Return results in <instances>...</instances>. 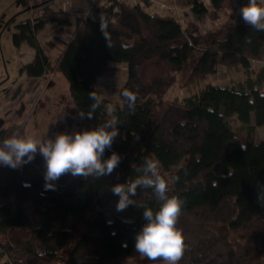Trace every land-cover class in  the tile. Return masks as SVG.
<instances>
[{
    "label": "trees",
    "instance_id": "trees-1",
    "mask_svg": "<svg viewBox=\"0 0 264 264\" xmlns=\"http://www.w3.org/2000/svg\"><path fill=\"white\" fill-rule=\"evenodd\" d=\"M185 1L193 15L215 16L225 0ZM94 2L113 16L103 19L111 47L100 30V18L78 17L52 63L38 32L48 21L62 28L71 25L75 9L48 4L17 23L13 41L36 49L21 72L40 77L56 70L67 77L75 106L85 113L77 132L112 120L98 78L110 63L126 64L127 79L114 106L118 135L102 157L115 152L121 162L101 178L65 174L54 182V190L44 187L46 167L39 153L17 169L0 165V264H122L127 256L140 255L135 236L146 223L143 207L129 206L113 219L102 210L87 221L83 218L113 180L114 185L133 180L146 158H156L165 169L186 159L173 172L168 193L184 201L177 227L187 247L179 264H264V140L254 135L255 126L264 124V90L249 76L247 84L205 82L193 94L162 101L181 72L187 85L206 80L221 64L249 70L251 59H264V32L239 15L205 34L172 12L150 10L152 0ZM241 2L246 6L249 0ZM125 90L137 96L134 114L122 96ZM93 92L100 106L88 119ZM233 116L247 126V135L232 125ZM73 127L72 114L63 112L55 133L72 134ZM146 128L143 147L133 150L136 134ZM13 134L27 135L25 124L0 126V141ZM111 188L108 197L118 203ZM134 199L154 212L162 203L151 189H138Z\"/></svg>",
    "mask_w": 264,
    "mask_h": 264
},
{
    "label": "rangeland",
    "instance_id": "rangeland-1",
    "mask_svg": "<svg viewBox=\"0 0 264 264\" xmlns=\"http://www.w3.org/2000/svg\"><path fill=\"white\" fill-rule=\"evenodd\" d=\"M74 0H58L47 1L54 9H65L66 5ZM83 7L87 8L94 0H75ZM133 3L134 0H128ZM153 5L149 7L150 10H159L162 12H169L162 6L165 0H152ZM18 0H0V96L8 91L10 86H13L20 77V67L22 64V54L19 48L13 41V32L16 30V25L26 16L38 15L37 11L40 5L39 0H33L35 5L32 11L31 7L27 9H20ZM185 5V0H180ZM87 6V7H86ZM71 9H75L71 13L72 24L62 28L57 21H48L47 27L44 31L38 32V38L42 46L49 54L52 63H55V58L65 47V44L70 39L77 23V18L82 17L80 11L76 12L77 6L73 4ZM243 7L241 0H225L221 11L215 16L203 14L201 16L191 15L188 11L183 12V24L188 21L196 24L199 29L207 34L215 27L221 26L229 20H234L236 15L241 16L240 9ZM84 8V9H85ZM185 8V7H184ZM69 9V10H71ZM68 10V9H67ZM28 57L29 55H24ZM149 72L154 71L153 65H148ZM54 72L53 76L49 79L48 83L46 78L41 77L33 79L29 84L30 87L23 85L18 87L13 94V99H9L10 105L3 104L0 110V126L17 123L19 125L25 124V132L27 135L36 138H51L55 139V123L63 112H69L74 119V127L72 134L78 131L81 123L85 120L81 118L80 111L76 108L75 103L71 97L70 85L67 77L59 71L51 70ZM127 66L126 64L110 63L108 70L101 74L98 78V84L102 88L103 96L106 99V108L109 105L115 106L119 102V91L121 86L127 79ZM183 75V76H182ZM251 76L256 85L264 90V59L253 58L251 59V68L247 70L244 66L226 67L222 64L219 65L218 71L211 74L206 80H201L197 83H186L183 72L178 74L175 83L169 88L162 101L170 100L176 96L185 97L198 91L205 82H212L215 84L238 86L239 84H247L248 77ZM26 84V83H25ZM30 89V90H27ZM3 97V95H2ZM1 97V98H2ZM4 97H8L5 94ZM11 107V112L6 111ZM111 119L115 118L114 113H109ZM232 125L238 132L243 135L248 134L247 126L240 121L236 116L231 118ZM254 123V120L252 121ZM148 128L143 132L136 134L133 150L143 147V141L146 138ZM255 138L264 140V124L255 126ZM132 153V152H131ZM153 160L158 161L156 158ZM129 163L130 160H127ZM159 162V161H158ZM186 162V159L182 163ZM174 165L169 169H165L159 163V170L169 183L173 172L181 165ZM117 180H113L111 184L106 187L97 197L96 202L85 217L87 221L95 211H104L109 219H113L116 211V202L109 199L108 190L114 185ZM21 224V222H19ZM0 240L4 237L0 235ZM122 264H163L162 261L151 262L146 257L141 255L127 256L123 259Z\"/></svg>",
    "mask_w": 264,
    "mask_h": 264
},
{
    "label": "clouds",
    "instance_id": "clouds-1",
    "mask_svg": "<svg viewBox=\"0 0 264 264\" xmlns=\"http://www.w3.org/2000/svg\"><path fill=\"white\" fill-rule=\"evenodd\" d=\"M246 24L256 31L264 32V0H249L240 9ZM100 30L110 44L108 24L100 19ZM122 96L130 113L135 112L137 96L125 90ZM94 103L87 112V118L100 106V98L90 93ZM109 113L115 107H107ZM81 118L85 113L80 112ZM118 121L108 120L93 130H84L75 134L59 133L55 139L36 138L31 135L13 134L0 141V165L17 169L34 160L39 153L44 161L46 189L55 188L54 182L65 174L73 177L101 178L111 175L121 162V156L115 152L108 159H102L105 150L110 149L118 135ZM245 147L242 145V148ZM138 175L131 181L112 186L111 191L119 197L116 211L123 212L129 206L143 207V219L146 223L135 236V251L151 262L162 261L163 264H179L186 251L185 236L177 227L184 201L177 195L169 196V181L161 175L159 162L146 158L143 165L136 168ZM175 177L172 178L175 181ZM138 189H151L158 201L162 202L159 210L138 205L134 199ZM264 203V198L261 199Z\"/></svg>",
    "mask_w": 264,
    "mask_h": 264
},
{
    "label": "crops",
    "instance_id": "crops-1",
    "mask_svg": "<svg viewBox=\"0 0 264 264\" xmlns=\"http://www.w3.org/2000/svg\"><path fill=\"white\" fill-rule=\"evenodd\" d=\"M19 2H18V6L20 7V9H27V7H26V5H25V3H24V1L23 0H18ZM40 1V3L38 4V5H41V4H48V2L47 1H53V0H39ZM54 1H58V0H54ZM95 1V0H94ZM93 1V2H94ZM92 3V2H91ZM90 3V4H91ZM73 4H75V6H77V8L76 9H84L85 7H83L80 3H77L75 0L74 1H72V2H70L69 4H67L66 5V3H65V7H67V8H70L71 9V7H68V6H72ZM89 4V5H90ZM51 6V5H50ZM87 7V6H86ZM30 15H28V16H26L25 18H27V17H29ZM24 18V19H25ZM47 23H46V25L41 29V31H44V29L47 27ZM16 31V30H15ZM14 31V32H15ZM13 32V33H14ZM18 48H19V50L21 51V54H22V56H23V58H22V64H21V67H22V65L23 64H25V63H28V62H30V61H32L33 60V58H34V56H35V53H36V49L33 47V46H31L29 43H27V42H23V43H21V45L20 46H17ZM26 54H28L29 56L28 57H26V56H24V55H26ZM21 67H20V69H21ZM33 79H35V77H33V76H29L28 74H27V72L26 71H22L21 72V70H20V77H19V79L17 80V82L13 85V86H10L9 88H8V91L7 92H4L3 94H1V96H0V110H1V107L3 106V104H5L6 105V107H7V105H10V102H9V99H13L12 97H13V94L15 93V91H16V89L18 88V87H22L23 85H25V86H27V84H28V86L27 87H30V83L32 82V80ZM26 83V84H25ZM27 90H30V89H27ZM5 94L6 95H8V97H4L5 96ZM2 95H3V97H2ZM2 97V98H1ZM14 100V99H13ZM7 110L6 111H8V112H11L12 110H11V107H8V108H6Z\"/></svg>",
    "mask_w": 264,
    "mask_h": 264
},
{
    "label": "built area",
    "instance_id": "built-area-1",
    "mask_svg": "<svg viewBox=\"0 0 264 264\" xmlns=\"http://www.w3.org/2000/svg\"><path fill=\"white\" fill-rule=\"evenodd\" d=\"M23 1L25 3L26 7H31L30 8L31 11L34 8H36V7H34L35 5L33 4V0H23ZM134 1H136V0H134ZM179 1L180 0H165L162 2V6L165 7L169 12H172L175 15H177L180 18V20L183 22V12L184 11H188L191 15H193V13L189 8H187V2L186 1H185L186 2L185 5ZM65 9L69 10L70 8L65 7ZM37 11H39V10H37ZM40 11L43 12L42 9H40ZM79 13L82 17L94 16V17H97L100 19H106V18L113 17V16H111V14L107 15V14H105L104 11L100 10L98 8V5L95 2H92L87 8L82 9ZM194 16H196V15H194ZM53 74H54V72L49 70V71L45 72L42 76L35 77V79L44 77V78H46V82L48 83L49 79L53 76Z\"/></svg>",
    "mask_w": 264,
    "mask_h": 264
}]
</instances>
